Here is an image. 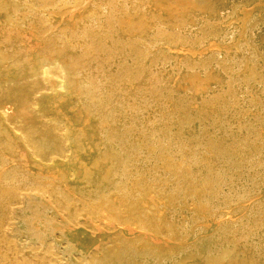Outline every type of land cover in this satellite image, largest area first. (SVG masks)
Instances as JSON below:
<instances>
[{"label": "rangeland", "instance_id": "374dc122", "mask_svg": "<svg viewBox=\"0 0 264 264\" xmlns=\"http://www.w3.org/2000/svg\"><path fill=\"white\" fill-rule=\"evenodd\" d=\"M76 1L0 0V263L264 264V0Z\"/></svg>", "mask_w": 264, "mask_h": 264}, {"label": "bare ground", "instance_id": "6f19581e", "mask_svg": "<svg viewBox=\"0 0 264 264\" xmlns=\"http://www.w3.org/2000/svg\"><path fill=\"white\" fill-rule=\"evenodd\" d=\"M4 1H6V0H4ZM69 1H70V0H69ZM75 1H76V0H75ZM126 1H127V0H126ZM133 1H134V0H133ZM220 1H221V0H220ZM234 1H235V0H234ZM237 1H238V0H237ZM1 2H2V1H1ZM76 2H77V1H76ZM76 2H75V3H76ZM117 2H118V1H117ZM145 2H146V1H145ZM150 2H152V0H150ZM222 2H223V0H222ZM111 3H112V2H111ZM153 3L155 4V2H153ZM2 4H3V3H2ZM109 4H110V3H109ZM130 4H131V3H130ZM134 4H135V2H134ZM143 4H144V3H143ZM146 4H147V3H146ZM150 4H151V3H150ZM212 4H213V3H212ZM221 4H222V3H221ZM232 4H234V3H232ZM144 5H145V4H144ZM156 5H157V4H156ZM216 5L219 6V4H216ZM222 5H223V4H222ZM222 5H221V6H222ZM227 5H228V4H227ZM1 6H2V5H1ZM1 6H0V7H1ZM5 6H6V5H5ZM57 6H58V5H57ZM123 6H125V5H123ZM123 6H122V7H123ZM129 6H130V5H129ZM139 6H140V5H139ZM186 6H187V5H186ZM218 6H216V7H218ZM233 6H234V5H233ZM117 7H118V6H117ZM126 7H127V6H126ZM132 7H133V3H132ZM145 7H146V6H145ZM154 7H155V6H154ZM219 7H220V6H219ZM224 7H225V6H224ZM226 7H227V6H226ZM55 8H56V6H55ZM119 8H120V7H119ZM119 8H118V9H119ZM141 8H142V6H141ZM228 8H230V7H228ZM110 9H111V8H110ZM114 9H115V8H114ZM122 9H123V8H122ZM133 9H134V8H133ZM133 9H132V10H133ZM180 9H181V8H180ZM218 9H219V8H218ZM231 9H232V8H231ZM231 9H230V10H231ZM120 10H121V9H120ZM120 10H118V11H120ZM124 10H125V9H124ZM134 10H135V9H134ZM174 10H175V9H174ZM109 11H110V10H109ZM121 11H122V10H121ZM127 11H128V10H127ZM127 11H126V12H127ZM139 11H140V10H139ZM139 11H138V12H139ZM193 11H194V10H193ZM217 11H218V10H217ZM217 11H216V12H217ZM102 12H103V11H102ZM111 12H112V11H111ZM111 12H110V13H111ZM124 12H125V11H122V13H124ZM138 12H137V13H138ZM140 12H141V11H140ZM143 12H144V11H143ZM115 13H116V12H115ZM119 13H120V12H119ZM132 13H133V12H132ZM132 13H131V14H132ZM189 13H190V12H189ZM219 13H220V12H219ZM102 14H103V13H102ZM111 14H112V13H111ZM117 14H118V13H117ZM125 14H126V13H125ZM134 14H135V13H134ZM138 14H139V13H138ZM138 14H137L136 16H138ZM140 14H141V13H140ZM191 14H193V13H191ZM213 14H214V13H213ZM221 14H223V13H221ZM103 15H105V14H103ZM115 15H116V14H115ZM126 15H127V14H126ZM132 15H133V14H132ZM132 15H131V16H132ZM198 15H199V13H198ZM91 16H92V15H91ZM91 16H90L89 19H92ZM101 16H102V15H101ZM108 16H109V15H108ZM128 16H130V15H128ZM136 16H135V17H136ZM186 16H187V15H186ZM212 16H213V15H212ZM214 16H215V15H214ZM116 17H117V16H116ZM119 17H120V16H118V18H119ZM133 17H134V16H133ZM141 17H142V16H141ZM150 17H151V15H150ZM195 17H196V16H195ZM226 17H227V16H226ZM111 18H112V17H111ZM123 18H124V17H123ZM147 18H149V17H147ZM191 18H192V17H191ZM98 19H100V18H98ZM98 19H96V20H98ZM126 19H127V18H126ZM134 19H135V18H134ZM134 19H133V20H134ZM221 19H222V18H221ZM93 20H94V18H93ZM111 20H112V19H111ZM113 20H114V19H113ZM138 20H139V19H138ZM186 20H187V19H186ZM193 20H194V19H193ZM199 20H200V19H199ZM215 20H216V19H215ZM217 20H218V19H217ZM48 21H49V20H48ZM89 21H90V20H88V23H89ZM98 21H99V20H98ZM126 21H130V20H126ZM136 21H137V20H136ZM142 21H143V19H142ZM219 21H220V20H219ZM92 22H93V21H92ZM94 22H95V21H94ZM100 22H101V21H100ZM124 22H125V21H124ZM132 22H133V21H132ZM189 22H190V21H189ZM194 22H195V21H194ZM213 22H214V20H213ZM216 22H217V21H216ZM135 23H136V22H135ZM144 23H145V22H144ZM155 23H156V22H155ZM186 23H187V22H186ZM196 23H197V22H196ZM200 23H201V21H200ZM200 23H199V24H200ZM18 24H19V23H18ZM113 24H114V21H113ZM126 24H127V23H126ZM128 24H130V23H128ZM128 24H127V25H128ZM148 24H149V23H148ZM184 24H185V23H184ZM209 24H210V23H209ZM20 25H21V24H20ZM20 25H19V26H20ZM95 25H96V24H95ZM97 25H98V23H97ZM189 25H190V24H188V26H189ZM197 25H198V24H197ZM90 26H91V23H90ZM111 27H112V26H111ZM179 27H181V26H179ZM185 27H187V26H185ZM190 27H191V26H190ZM200 27H201V26H200ZM207 27H209V26H207ZM82 28H83V27H82ZM87 28H88V27H87ZM95 28H96V26H95ZM117 28H118V27H117ZM121 28H122V27H121ZM152 28H153V27H152ZM211 28H212V27H211ZM93 29H94V28H93ZM185 29H188V28H185ZM209 29H210V28H209ZM209 29H208V30H209ZM86 30H87V29H86ZM122 30H123V29H122ZM126 30H127V28H126ZM145 30H146V29H145ZM44 31H45V30H44ZM78 31H79L80 34H81L82 31H80V30H78ZM181 31H182V29H181ZM86 32H88V31H86ZM112 32H113V31H112ZM177 32H178V31H177ZM185 32H186V31H185ZM185 32H184V33H185ZM190 32H191V31H190ZM192 32H193V31H192ZM198 32H199V31H198ZM207 32H209V31H207ZM207 32H206V33H207ZM77 33H78V32H77ZM97 33H99V32H97ZM105 33H106V32H105ZM123 33H124V32H123ZM203 33H204V32H203ZM72 34H73V33H72ZM152 34H154V33H152ZM179 34H181V33H179ZM210 34H211V33H210ZM58 35H59V34H58ZM81 35H82V34H81ZM122 35H123V34H122ZM192 35H193V34H192ZM196 35H197V34H196ZM200 35H201V34H200ZM59 36H60V35H59ZM63 36H64V35H63ZM68 36H69V35H68ZM83 36L85 37V35H83ZM91 36H92V35H91ZM111 36H112V35H111ZM145 36H146V35H145ZM201 36H202V35H201ZM211 36H212V35H211ZM57 37H58V36H57ZM70 37H71V35H70ZM89 37H90V36H89ZM109 37H110V36H109ZM135 37H136V36H135ZM140 37H141V36H140ZM143 37H144V36H143ZM143 37H142V38H143ZM148 37L150 38L151 36H148ZM153 37H154V36H153ZM184 37H186V36H184ZM195 37H196V36H195ZM209 37H210V36H209ZM55 38H56V36H55ZM63 38H64V37H63ZM66 38H67V37H66ZM85 38H86V37H85ZM188 38H190V37H188ZM204 38H205V37H204ZM212 38H213V37H212ZM231 38H232V37H231ZM70 39H71V38H70ZM81 39H82V38H81ZM92 39H93V38H92ZM150 39H151V38H150ZM192 39H193V38H192ZM198 39H199V38H198ZM54 40H56V39H54ZM60 40H61V39H60ZM65 40H66V39H65ZM113 40H114V38H113ZM117 40H118V39H117ZM135 40H136V38H135ZM142 40H143V39H142ZM159 40H160V39H159ZM199 40H200V39H199ZM207 40H208V39H207ZM213 40H214V39H213ZM56 41H57V40H56ZM62 41H63V40H62ZM62 41H61V42H62ZM68 41H69V40H68ZM118 41H119V40H118ZM46 42H47V41H46ZM48 42H49V40H48ZM59 42H60V41H59ZM69 42H70V41H69ZM82 42H83V40H82ZM106 42H107V41H106ZM108 42H109V41H108ZM146 42H147V41H146ZM66 43H67V42H66ZM66 43H64V44H66ZM73 43H74V42H73ZM149 43H150V42H149ZM202 43H203V42H202ZM50 44H51V43H50ZM60 44H61V43H60ZM64 44H63V46H64ZM83 44H84V43H83ZM110 44H111V43H110ZM77 45H79V43H78ZM80 45H81V43H80ZM80 45H79V46H80ZM85 45H87V44H85ZM105 45H106V44H105ZM108 45H109V43H108ZM133 45H134V44H133ZM147 45H148V43H147ZM147 45H146V46H147ZM149 45H150V44H149ZM60 46H61V45H60ZM60 46H59V47H60ZM63 46H62V47H63ZM74 46H75V45H74ZM96 46H97V45H96ZM147 47H148V46H147ZM149 47H151V46H149ZM152 47H153V46H152ZM53 48H54V47H52V50H53ZM57 48H58V47H57ZM68 48H69V47H68ZM70 48H72V47H70ZM82 48H84V47H82ZM109 48L111 49V47H109ZM139 48H140V47H139ZM86 49H88V47L85 48L84 50H86ZM101 49H102V48H101ZM137 49H138V48H137ZM142 49H143V47H142ZM149 49H150V48H149ZM252 49H253V48H252ZM46 50H47V49H46ZM46 50H45V51H46ZM49 50H50V49H49ZM88 50H89V49H88ZM88 50H86V51H88ZM108 50H109V49H108ZM57 51H58V50H57ZM67 51H68V50H67ZM89 51H90V50H89ZM139 51H140V50H139ZM151 51H152V50H151ZM260 51H261V50H260ZM90 52H91V51H90ZM143 52H144V51H143ZM55 53H56V52H55ZM61 53H62V52H61ZM84 53H85V52H84ZM86 53H87V52H86ZM141 53H142V52H141ZM147 53H148V52H147ZM80 54H81V53H80ZM98 54H99V53H98ZM144 54H146V53H144ZM85 55H87V54H85ZM146 55H147V54H146ZM146 55H145V56H146ZM87 56H88V55H87ZM50 57H51V56H50ZM59 57H60V55H59ZM88 57H89V56H88ZM90 57H92V56L90 55ZM47 58H48V56H47ZM138 58H139V57H138ZM255 58H256V57H255ZM40 59H41V58H39L38 60H40ZM43 59H44V57H43ZM56 59H57V58H56ZM61 59H62V58H61ZM51 60H52V58H51ZM53 60H54V59H53ZM59 60H60V59H59ZM55 61H56V60H55ZM209 61H210V60H209ZM50 62H51V61H50ZM66 62H67V60H66ZM144 62H145V61H144ZM164 62H165V61H164ZM164 62H163V63H164ZM46 64L48 65V62H47ZM54 64H55V63H53V65H54ZM56 64H57V63H56ZM74 65H75V64H74ZM40 66H41L40 68H41V70H42L43 65H41V63H40ZM50 66H51V64H50ZM68 66H69V63H68ZM71 66H72V65H71ZM77 66H78V65H77ZM53 67H54V66H53ZM60 67H61V66H60ZM60 67H59V68H60ZM65 67H66V66H65ZM65 67H64V68H65ZM37 68H38V67H37ZM45 68H46V67H45ZM51 68H52V67H51ZM46 69H47V68H46ZM128 70H129V69H128ZM250 70H251V69H250ZM61 71H62V70H61ZM79 71H80V70H79ZM130 71H131V70H130ZM39 72H40V71H39ZM67 73H68V72H67ZM130 73H131V72H130ZM130 73H129V74H130ZM129 74H128V75H129ZM40 75H41V74H40ZM62 75H63V73H62ZM42 76H43V75H42ZM44 76H45V75H44ZM62 79H63V78H62ZM64 79H65V78H64ZM248 79H249V78H248ZM57 80H58V79H57ZM57 80H56V81H57ZM127 80H128V79H127ZM59 82H60V81H59ZM57 83H58V82H57ZM71 84H72V82H70V85H71ZM65 85H66V84H65ZM162 86H163V85H162ZM55 87H56V86H55ZM59 89H60V88H59ZM64 90H66V88H65ZM20 91H21V90H20ZM56 91H57V90H56ZM8 92H9V91H8ZM69 92H70V91H69ZM69 92H68V93H69ZM64 94H65V93H64ZM56 97H58V96L56 95ZM63 97H64V95H63ZM20 99H21V98H20ZM20 99H18V100H20ZM56 99H57V98H56ZM58 99H59V98H58ZM61 99H63V98H61ZM17 104L19 105L20 103H17ZM0 107H1V106H0ZM20 107H21V106H20ZM10 111H11V110H10ZM18 111H19V109H18ZM8 113H9V112H8ZM1 115H2V114H1ZM3 116H4V115H3ZM81 117H82V113L79 112V113L77 114V116H75V120H74V121H75V122L79 121V120L81 119ZM37 119H38V118H37ZM10 121H11V120H10ZM64 128H65V127H64ZM66 128H67V125H66ZM70 128H72V126H70ZM66 131H67V130H66ZM68 131H69V130H68ZM68 131H67V133H68ZM12 132H13V131H12ZM70 132H72V131H70ZM63 133H64V132H63ZM65 133H66V132H65ZM74 133H75V132H74ZM75 135H76V134H75ZM75 135H74V136H75ZM66 136H67V135H66ZM69 136H70V135H69ZM69 136H68V138H69ZM30 137H32V136H30ZM71 137H72V135H71ZM74 138H75V137H74ZM76 138H77V137H76ZM23 139H24V138H23ZM64 139H65V138H64ZM72 139H73V138H72ZM72 139H70V140H72ZM77 139H78V138H77ZM30 140H31V139H30ZM68 140H69V139H68ZM23 141H24V140H23ZM75 141H76L75 143H78L77 140H75ZM50 144H51V143H50ZM52 144H53V143H52ZM213 146H214V145H213ZM49 147H50V146H49ZM54 147H56V146H54ZM54 147H53V148H54ZM56 149H57V147H56ZM56 149H55V150H56ZM55 150H54V151H55ZM28 151H29V150H28ZM43 151H44V150H43ZM43 151H42V153H43ZM54 151H53V152H54ZM155 151H156V150H155ZM55 152H56V151H55ZM163 157H164V156H163ZM59 160H60V159H59ZM63 161H64V160H63ZM42 163H44V162H42ZM48 164H49V163H48ZM16 173H17V172H16ZM3 175H4V174H3ZM8 176H9V175H8ZM17 176H18V175H17ZM19 176H20V175H19ZM4 177H5V176H4ZM0 178H1V177H0ZM7 178H8V177H7ZM7 178H6V179H7ZM15 178H16V176H15ZM19 178H20V177H19ZM2 179H3V178H2ZM4 179H5V178H4ZM12 179H13V178H12ZM17 179H18V178H17ZM71 179H72V177H71ZM8 180H9V179H8ZM24 180H25V179H24ZM53 180H55V179H53ZM141 180H142V179H141ZM2 181H3V180H2ZM9 181H10V180H9ZM9 181H8V182H9ZM13 181H14V179H13ZM22 181H23V180H22ZM49 181H50V180H49ZM5 182H7V181H5ZM20 182H21V181H20ZM40 182H41V181H40ZM43 182H44V181H43ZM47 182H48V181H47ZM56 182H57V180H56ZM135 182H136V181H135ZM137 182H139V181L137 180ZM154 182H155V180H154ZM18 183H19V182H18ZM41 183H42V182H41ZM54 183H55V182H54ZM140 183H142V181H141ZM148 183H149V182H148ZM20 184H21V183H20ZM34 184H35V183H34ZM39 184H40V183H39ZM50 184H52V183L50 182ZM50 184H49V185H50ZM138 184H139V183H138ZM143 184H144V187H146V186H145L146 182H145V183L143 182ZM154 184H155V183H154ZM1 185H2V184H1ZM4 185H5V184H4ZM13 185H14V184H13ZM30 185H31V183H30ZM32 185H33V184H32ZM49 185H47V186H49ZM54 185H55V184H54ZM134 185H136V184H134ZM140 185H141V184H140ZM148 185H149V184H148ZM151 185H153V184H151ZM151 185H150V186H151ZM6 186H7V184H6ZM11 186H12V185H11ZM17 186H18V185H17ZM55 186H56V185H55ZM117 186H118V185H117ZM122 186H123V185H122ZM136 186H137V185H136ZM157 186H158V185H157ZM157 186H156V187H157ZM15 187H16V186H15ZM33 187H34V186H33ZM33 187H32V188H33ZM39 187H40V185H39ZM39 187H38V188H39ZM57 187H59V185H57ZM57 187H56V188H57ZM147 187H149V186H147ZM153 187H154V186H153ZM160 187H161V186H160ZM40 188H43V187H40ZM47 188H48V187H47ZM50 188H51V186H50ZM54 188H55V187H54ZM22 189H23V188H22ZM24 189H27V188H24ZM29 189H30V188H29ZM45 189H46V188H45ZM45 189H43V190H45ZM57 189H58V188H57ZM122 189L124 190V188H122ZM122 189H121V190H122ZM135 189H136V188H135ZM144 189H145V188H144ZM149 189H150V188H149ZM153 189H155V187H154ZM157 189H158V188H157ZM164 189H165V188H164ZM10 190H11V189H10ZM14 190H15V189H14ZM16 190H18V189L16 188ZM30 190H31V189H30ZM30 190H29V191H30ZM37 190H38V189H37ZM39 190H41V189H39ZM48 190H50V189H48ZM140 190H141V189H140ZM140 190H138V192H139ZM155 190H156V189H155ZM4 191H5V190H4ZM25 191H26V190H25ZM32 191H34V189H32ZM32 191H30V192H32ZM45 191H46V190H45ZM118 191H119V190H118ZM118 191H115V192H117L116 194H118ZM141 191H145V190H141ZM148 191H150V190H148ZM163 191H164V190H163ZM163 191H162V192H163ZM14 192H15V191H14ZM18 192H19V191H18ZM21 192H22V191H21ZM38 192H39V191H38ZM40 192H41V191H40ZM43 192H44V191H43ZM52 192H53V191H52ZM54 192H55V191H54ZM61 192H62V191H61ZM119 192H120V191H119ZM123 192H124V191H123ZM129 192H130V191H129ZM151 192H153V191H151ZM157 192H159V190H157ZM162 192H160V193H162ZM46 193H47V192H46ZM50 193H51V192H50ZM56 193H57V192H56ZM111 193H113V192H111ZM125 193H126V191H125ZM135 193H136V192H135ZM139 193H140V192H139ZM143 193H144V192H142V194H143ZM149 193H150V192H149ZM7 194H8V191H7ZM9 194H10V193H9ZM9 194H8V195H9ZM23 194H24V191H23ZM48 194H49V192H48ZM52 194H53V193H52ZM57 194H58V193H57ZM57 194H55V196H56ZM113 194H114V193H113ZM116 194H114V196H116ZM120 194H121V193H120ZM122 194H123V193H122ZM128 194H129V193H128ZM158 194H159V193H158ZM162 194H163V193H162ZM162 194H160V195H162ZM10 195H11V194H10ZM13 195H14V193H13ZM15 195H16V194H15ZM37 195H38V194H37ZM42 195H43V194H42ZM44 195H47V194H44ZM44 195H43V198H44ZM53 195H54V194H53ZM101 195H102V194H101ZM108 195H109V193H108ZM108 195H107V196H108ZM125 195H126V194H125ZM135 195H136V194H135ZM155 195H156V194H155ZM11 196H12V195H11ZM17 196H18V195H17ZM21 196H23V195L21 194ZM24 196H25V195H24ZM50 196H51V194H50ZM55 196H53V197H55ZM57 196H58V195H57ZM59 196H60V195H59ZM129 196H130V195H129ZM136 196H137V195H136ZM145 196H146V193H145ZM145 196H144V197H145ZM163 196H164V195H163ZM165 196H166V195H165ZM8 197L10 198V196H8ZM45 197H46V196H45ZM48 197H49V196H48ZM102 197H104V196H102ZM110 197H111V196H110ZM110 197H109V198H110ZM116 197H117V196H116ZM121 197H122V196H121ZM154 197H155V196H154ZM156 197H157V196H156ZM156 197H155V198H156ZM166 197H167V196H166ZM37 198H38V197H37ZM49 198H51V197H49ZM132 198H134V197H132ZM135 198H136V197H135ZM141 198H142V197H141ZM152 198H153V197H152ZM152 198H150V199H152ZM183 198H184V197H183ZM6 199H7V198H6ZM13 199H14V198H13ZM54 199H55V198H54ZM56 199H57V198H56ZM123 199H125V198H123ZM126 199H127V198H126ZM137 199H139V198H137ZM158 199H160V198H158ZM27 200H28V199H27ZM44 200H45V199H44ZM49 200H50V199H49ZM51 200H52V198H51ZM61 200H62V199H61ZM103 200H104V199H103ZM106 200H107V199H106ZM117 200H118V199H117ZM121 200H122V199H121ZM127 200H128V199H127ZM127 200H126V201H127ZM139 200H141V199H139ZM139 200H138V201H139ZM144 200H145V199H144ZM7 201H8V200H7ZM9 201H10V199H9ZM14 201H16V199H15ZM25 201H26V200H25ZM36 201H37V200H36ZM41 201H42V200H41ZM53 201H54V200H53ZM53 201H52V203H53ZM62 201H64V200H62ZM62 201H61V204H62ZM89 201H90V200H89ZM99 201H100V200H99ZM108 201H109V200H108ZM131 201H132V200H131ZM138 201H137V202H138ZM149 201H150V200H149ZM151 201H153V199H152ZM161 201H162V200H161ZM163 201H164V200H163ZM165 201H167V200H165ZM2 202H5V201H2ZM16 202H17V201H16ZM18 202H19V201H18ZM18 202H17V204H18ZM29 202H30V201H29ZM31 202H32V201H31ZM38 202H39V201H38ZM38 202H37V203H38ZM59 202H60V201H59ZM65 202L69 203L68 201H65ZM65 202H63V204H65ZM70 202H71V201H70ZM120 202H122V201H120ZM137 202H136V203H137ZM139 202H140V201H139ZM142 202H143V201H142ZM142 202H141V203H142ZM12 203H13V202H12ZM14 203H15V202H14ZM19 203H20V202H19ZM37 203H36V204H37ZM44 203H45V202H44ZM48 203H49V202H48ZM94 203H95V202H94ZM98 203H99V202H98ZM107 203H108V202H106V204H107ZM113 203H114V202H113ZM134 203H135V202H134ZM134 203H133V204H134ZM136 203H135V204H136ZM145 203H146V202H145ZM160 203H161V202H160ZM6 204H7V203H6ZM9 204H10V202H9ZM33 204H34V202H33ZM42 204H43V203H42ZM49 204H50V203H49ZM53 204H54V203H53ZM53 204L51 205L52 207H53ZM55 204H56V203H55ZM91 204H92V203H91ZM117 204H118V202H117ZM119 204H121V203H119ZM119 204H118V206L121 207V205H119ZM125 204H126V203H125ZM129 204H130V203H128V205H129ZM133 204H132V205H133ZM139 204H140V203H139ZM13 205H14V204H13ZM19 205H20V204H19ZM24 205H25V203H24ZM56 205H57V204H56ZM68 205H69V204H68ZM74 205H75V204H74ZM100 205L103 206L102 204H100ZM110 205L113 206V204H110ZM114 205H115V204H114ZM123 205H124V204H123ZM123 205H122V206H123ZM164 205H165V203H164ZM164 205H163V206H164ZM0 206H2V205L0 204ZM5 206H6V205H5ZM9 206H10V205H9ZM11 206H12V205H11ZM35 206H36V205H35ZM40 206H41V205H40ZM46 206H47V205H46ZM69 206H70V205H69ZM76 206H77V205H76ZM97 206H98V205H97ZM118 206H117V207H118ZM133 206H134L135 209H136V206H135V205H133ZM138 206H139V205H138ZM140 206H142V205H140ZM144 206L146 207V205H144ZM155 206H156V205H155ZM2 207H3V206H2ZM12 207H13V206H12ZM14 207H15V206H14ZM48 207H49V206H48ZM63 207H65V206H63ZM77 207H78V206H77ZM77 207H76V208L74 207V209L77 210ZM85 207H86V206H85ZM37 208H39V207L37 206ZM79 208H80V207H79ZM82 208H83V207H82ZM88 208H89V207H88ZM88 208H87V209H88ZM94 208H96V207H94ZM100 208H101V207H100ZM100 208H99V209H100ZM105 208H106V206H105ZM108 208H109V207H108ZM114 208H115V207H113L112 209H114ZM118 208H119V207H118ZM121 208H122V207H121ZM124 208H125V207H124ZM141 208H142V207H141ZM161 208H162V210H163L164 207L161 206ZM11 209H12V208H11ZM40 209H41V208H40ZM54 209H56V208H54ZM54 209H53V210H54ZM57 209H59V208H57ZM65 209H66V207H65ZM67 209H68V207H67ZM69 209H70V208H69ZM69 209H68V210H69ZM84 209H85V208H84ZM92 209H93V208H92ZM92 209H91V210H92ZM97 209H98V208H97ZM99 209H98L97 211H99ZM102 209H103V208H102ZM102 209H101V210H102ZM110 209H111V207H110ZM119 209H120V208H119ZM119 209H118V210H119ZM128 209H130V205H129V208H128ZM132 209H133V208H132ZM12 210H13V209H12ZM63 210H64V209H63ZM75 210H74V212L77 213ZM81 210H82V209H81ZM101 210H100V212H101ZM104 210H105V209H104ZM114 210H115V209H114ZM120 210H121V209H120ZM122 210H123V209H122ZM149 210H150V213H151V210H152V209H149ZM6 211H7V208H6ZM8 211H10V210H8ZM36 211H37V210H36ZM45 211H46V210H45ZM47 211L49 212V210H47ZM56 211H58V213H60V214L62 215V213H61L62 210H61V211H60V210H56ZM59 211H60V212H59ZM79 211H80V210H79ZM82 211H83V214H84L85 210H82ZM86 211H87V210H86ZM88 211H89V209H88ZM93 211H94V210H93ZM95 211H96V210H95ZM111 211H113V210H111ZM111 211H110V212H111ZM116 211H117V208H116ZM126 211H128V212L130 211V212H131V210H126ZM126 211H125V212H126ZM133 211H134V209L132 210L131 213H133ZM143 211H144V210H143ZM143 211H142V212H143ZM157 211H158V209H157ZM17 212H18V211H17ZM39 212H40V211H39ZM42 212L44 213V210H43ZM66 212H67V211L65 210L64 213H66ZM80 212H81V211H80ZM105 212H107V211L105 210ZM110 212H109V214H110ZM114 212H115V211H114ZM123 212H124V210H123ZM125 212H124V213H125ZM135 212H136V211H135ZM142 212H141V213H142ZM152 212H153V210H152ZM155 212H156V211H155ZM155 212H153V213H155ZM2 213H3V212H2ZM6 213H7V212H6ZM43 213H42V214H43ZM49 213H50V212H49ZM95 213H96V212H95ZM111 213H112V212H111ZM121 213H122V212H121ZM131 213H130V214H131ZM145 213H148L147 210H146V212H144V214H145ZM158 213H159V212H158ZM158 213H157V214H158ZM0 214H1V213H0ZM4 214H5V213H4ZM8 214H9V213H8ZM14 214H15V213H14ZM35 214H36V212H35ZM56 214H57V213H56ZM68 214H70L69 211H68ZM73 214H74V213H73ZM85 214H86V213H85ZM87 214H88V213H87ZM90 214H91V213H90ZM97 214H98V213H97ZM107 214H108V213H105V215H107ZM109 214H108V215H109ZM113 214L116 215V212L113 213ZM151 214H152V213H151ZM151 214H150V216H151ZM159 214H160V213H159ZM5 215H6V214H5ZM12 215H13V214H12ZM50 215H51V214H50ZM65 215H66V214H65ZM75 215H76V214H75ZM78 215H79V212H78ZM92 215H93V214H92ZM122 215H124V214H122ZM122 215H121V216H122ZM155 215H156V214H154V216H155ZM160 215H161V214H160ZM1 216H2V215H1ZM39 216H40V215H39ZM46 216H48V214H47ZM73 216H74V215H73ZM73 216L70 217V215H69L70 218H74V220H76V219H75L76 217H75V216L73 217ZM76 216H77V215H76ZM95 216H96V215H95ZM116 216H117V215H116ZM142 216H143V214H142ZM142 216H141V217H142ZM146 216H147V215H146ZM4 217H5V216H4ZM4 217H3V218H4ZM30 217H32V216H30ZM30 217H29V218H30ZM33 217H35V216H33ZM36 217H37V216H36ZM54 217H57V216H54ZM59 217H61V216H59ZM77 217H78V216H77ZM122 217H124V216H122ZM137 217H138V215H137ZM141 217H140V218H141ZM143 217H144V216H143ZM159 217H160V216H159ZM162 217H164V216L162 215ZM49 218H50V216H49ZM51 218H52V217H51ZM64 218H65V216H64ZM66 218H67V216H66ZM120 218H121V217H120ZM124 218H125V220H126L127 216H125ZM129 218H130V217H128V221L130 220ZM140 218H139L138 220H141ZM144 218H145V221H146V217H144ZM160 218H161V217H160ZM7 219H8V218H7ZM12 219H13V218H12ZM16 219H17V218H16ZM22 219H23V218H22ZM61 219H63V218H61ZM99 219H100V218H99ZM107 219H108V217H107ZM142 219H143V218H142ZM150 219H151V218H150ZM163 219H164V218H163ZM163 219H162V221H163ZM5 220H6V219H5ZM14 220H15V219H14ZM26 220H28V218H27ZM26 220H25V221H26ZM36 220H37V219H36ZM53 220H54V219H52V222H53ZM58 220L60 221V219H58ZM63 220H65V219H63ZM69 220H70V219H69ZM72 220H73V219H72ZM72 220H70V221H72ZM108 220H110V219H108ZM117 220H118V219H117ZM121 220H122V219H121ZM134 220H136V218H134ZM134 220H133V221H134ZM151 220H152V219H151ZM10 221L12 222V220H10ZM16 221H17V220H16ZM39 221H40V220H39ZM41 221H42V220H41ZM45 221H47V220H45ZM70 221H69V223H70ZM100 221H101V220H100ZM118 221H119V220H118ZM142 221H143V220H142ZM142 221H140V222H142ZM153 221H154V220H153ZM153 221H152V222H153ZM159 221H160V220H159ZM162 221H161V222H162ZM2 222H3V221H2ZM5 222H6V221H5ZM5 222H4V223H5ZM31 222H34V220L31 221ZM64 222H65V221H64ZM93 222H94V221H93ZM102 222H103V220H102ZM102 222H101V223H102ZM124 222H125V221H124ZM129 222H130V221H129ZM131 222H132V221H131ZM137 222H138V221H137ZM6 223H7V222H6ZM13 223H14V222H13ZM35 223H36V222H35ZM53 223H54V222H53ZM67 223H68V218H67ZM69 223H68V226H69ZM73 223H74V222H73ZM103 223H106V222H103ZM138 223H139V222H138ZM138 223H137V225H139ZM146 223H147V222H146ZM153 223H154V222H153ZM156 223H158V222H156ZM39 224H40V223H39ZM44 224H45V223H44ZM44 224H42V225H44ZM96 224H97V223H96ZM98 224H99V223H98ZM117 224H118V223H117ZM117 224H116V225H117ZM122 224H123V223H122ZM130 224H133V223H130ZM134 224H136V223H134ZM142 224H143V223H142ZM144 224H145V223H144ZM147 224H148V223H147ZM147 224H146V225H147ZM150 224H151V223H150ZM0 225H2V224H1V221H0ZM31 225H32V224H31ZM40 225H41V224H40ZM47 225H48V224H46V226H47ZM49 225H51V224H49ZM49 225H48V226H49ZM56 225H57V224H56ZM62 225H63V224H61V226H62ZM65 225H66V224H65ZM102 225H103V224H102ZM125 225H126V224H125ZM137 225H136V226H137ZM4 226H5V225H4ZM21 226H22V225H21ZM36 226H38V225H36ZM58 226H59V229H60V225H58ZM58 226H57V227H58ZM139 226H140V225H139ZM156 226L159 227L158 224H157ZM9 227H10V226H9ZM41 227H44V226H41ZM53 227H54V226H53ZM104 227H107V226H104ZM132 227H133V225H132ZM134 227H135V226H134ZM137 227H138V226H137ZM141 227H142V226H141ZM162 227H163V226H162ZM31 228H32V227H31ZM33 228H34V227H33ZM47 228H48V227H47ZM55 228H56V227H55ZM135 228H136V227H135ZM139 228H140V227H139ZM155 228H157V227H155ZM163 228H164V227H163ZM168 228H169V224H168L167 229H168ZM170 228H171V227H170ZM0 229H1V228H0ZM57 229H58V228H57ZM57 229H56V230H57ZM59 229H58V230H59ZM144 229H145V228H144ZM148 229H149V227H148ZM151 229H152V228H151ZM161 229H162V228H161ZM161 229H160V230H161ZM165 229H166V227H165ZM26 230H27V229H26ZM33 230H34V229H33ZM40 230H41V229H40ZM46 230H47V229L45 228V231H46ZM48 230H49V229H48ZM50 230H52V228H51ZM107 230H108V229H107ZM156 230H157V229H155V232H156ZM20 231H21V230H20ZM27 231H28V230H27ZM37 231L39 232V230H37ZM60 231H61V229H60ZM60 231H59V232H60ZM110 231H111V230H110ZM110 231H109V232H110ZM148 231H149V230H148ZM153 231H154V230H153ZM157 231H158V230H157ZM28 232H29V231H28ZM30 232H31V231H30ZM33 232H34V231H33ZM42 232H43V231H42ZM54 232H56V231H54ZM167 232H168V231H167ZM39 233H40V232H39ZM39 233H38V234H39ZM43 233H44V232H43ZM50 233H53V232H50ZM62 233H63V232H62ZM158 233H159V232H158ZM3 234H4V233L2 232V235H3ZM60 234H61V233H60ZM155 234H156V233H155ZM0 235H1V234H0ZM22 235H23V234H22ZM31 235H32V234H31ZM53 235L55 236V234H53ZM53 235H52V238H53ZM56 235H57V234H56ZM61 235H62V234H61ZM170 235H171V234H170ZM25 236H26V235H25ZM25 236H24V237H25ZM119 236H121V235H119ZM2 237H4V236H2ZM34 237H35V235H34ZM34 237H33V238H34ZM36 237H37V236H36ZM39 237H40V235H39ZM42 237H43V236H42ZM60 237L62 238V236H60ZM55 238H56V237H55ZM63 238H65V234H64V237H63ZM119 238H121V237H119ZM165 238H166V237H165ZM6 239H8V238H6ZM25 239H26V238H25ZM29 239H30V238H29ZM56 239H57V238H56ZM0 240H1V239H0ZM8 240L10 241L11 239H8ZM47 240H48V239H47ZM50 240L52 241V239H50ZM53 240H55V239H53ZM58 240H59V239H58ZM62 240H63V239H62ZM66 240H67V238H66ZM116 240H117V239H116ZM122 240H123V242H124V237H123ZM2 241H3V240H2ZM4 241H5V240H4ZM9 241H6V242H9ZM25 241H26V240H25ZM35 241H36V240H35ZM37 241H38V240H37ZM127 241H128V240H127ZM27 242H28V241H27ZM40 242H41V241H40ZM114 242L117 243L116 241H114ZM118 242L120 243V242H122V241H119V239H118ZM128 242H129V241H128ZM9 243H10V242H9ZM23 243H24V242H23ZM48 243H49V242H48ZM66 243H67V242H66ZM119 243H117V244H119ZM67 244H68V243H67ZM69 244H70V243H69ZM69 244H68V246H69ZM122 244H123V243H122ZM133 244H134V243H133ZM136 244H137V243H136ZM136 244H135V245H136ZM10 245H11V244H10ZM64 245H65V244H64ZM70 245H71V244H70ZM105 245H106V244H105ZM105 245H104V246H105ZM110 245H111V243H110ZM36 246H37V245H36ZM66 246H67V245H66ZM1 247H2V246H1ZM1 247H0V249H1ZM101 247H103V245L100 246V248H101ZM105 247H106V246H105ZM108 247L111 248L110 246H108ZM113 247H114V245H113ZM116 247H117V245H116ZM135 247H136V246H135ZM135 247H134V248H135ZM138 247H139V246H138ZM14 248H15V247H14ZM28 248H29V247H28ZM106 248H107V247H106ZM118 248H119V247H118ZM120 248H121V247H120ZM141 248H142V247L140 246V249H141ZM2 249H3V248H2ZM46 249H47V248H46ZM104 249H105V248H104ZM104 249L100 250L99 253H101V251L103 252ZM135 249H136V248H135ZM106 250H107V249H106ZM110 250H111V249H110ZM113 250H114V248L112 249V251H113ZM120 250H121V249H120ZM141 250H144V249H141ZM153 250H154V249H153ZM155 250H157V249H155ZM158 250H159V249H158ZM1 251H2V250H1ZM7 251H8V250H7ZM7 251H5V252H7ZM45 251H46V250H45ZM72 251H73V250H72ZM112 251H111L110 253H112ZM114 251H116V250H114ZM114 251H113V252H114ZM13 252H14V251H13ZM46 252H47V251H46ZM104 252H105V251H104ZM107 252H108V251H107ZM137 252H138V251H137ZM142 252H143V251H142ZM158 252H159V251H158ZM94 253H95V252H94ZM114 253H115V252H114ZM120 253H121V252H120ZM139 253H140V252H139ZM143 253H144V252H143ZM145 253H146V252H145ZM145 253H144V254H145ZM153 253H154V252H153ZM190 253H191V252H190ZM190 253H189V254H190ZM226 253H227V252H225V254H226ZM1 254H2V253H1ZM15 254H16V253H15ZM19 254H20V253H19ZM52 254H53V253H52ZM96 254H97L96 256H98V253H96ZM104 254H105V253H104ZM106 254H107V253H106ZM178 254H180V253H178ZM221 254H222V253H221ZM3 255H5V254H3ZM10 255H12V254H10ZM55 255H56V254H55ZM101 255H102V253H101ZM153 255H154V254H153ZM165 255H166V254H165ZM176 255H177V254H176ZM215 255H216V254H215ZM1 256H2V255H1ZM13 256H15V255H13ZM96 256L93 255V258L96 257ZM99 256H100V254H99ZM102 256H103V255H102ZM145 256H146V255H145ZM145 256H144V257H145ZM208 256H209V254H208ZM208 256H207V257H208ZM212 256H213V255H212ZM219 256H220V255H219ZM4 257H5V256H4ZM7 257H8V256H7ZM100 257H101V256H100ZM129 257H130V256H129ZM129 257H128V258H129ZM140 257H141V256H140ZM142 257H143V256H142ZM158 257H159V256H158ZM178 257H179V256H178ZM186 257H187V256H186ZM186 257H184V259H185ZM189 257H190V256H189ZM192 257H193V256H192ZM207 257H206V258H207ZM213 257H214V256H213ZM216 257H217V256H216ZM1 258H2V257H1ZM9 258H10V257H9ZM57 258H58V257H57ZM98 258H99V257H98ZM98 258H95L96 261H97ZM214 258H215V257H214ZM4 259H5V258H4ZM4 259H2V260H4ZM10 259H11V258H10ZM95 259H94V261H95ZM126 259H127V258H126ZM141 259H142V258H140V260H141ZM159 259H160V258H159ZM189 259H190V258H189ZM212 259H213V258H212ZM219 259H220V257H219ZM40 260H41V259H40ZM88 260H89V259H88ZM128 260H129V259H128ZM136 260H137V259H136ZM182 260H183V259H182ZM190 260H191V259H190ZM217 260H218V259H217ZM10 261H11V260H10ZM98 261H99V260H98ZM98 261H97V262H98ZM109 261H110V260H109ZM112 261H113V260H112ZM144 261H145V260H144ZM180 261H181V260H180ZM187 261H188V260H186L185 262H187ZM191 261H192V260H191ZM220 261H221V260H220ZM7 262H8V261H7ZM91 262L93 263V261H91ZM117 262H118V261H117ZM135 262H136V261H135ZM140 262H141V261H140ZM176 262H177V261H176ZM176 262H175V263H176ZM182 262H183V261H182ZM92 263H91V264H92ZM178 263H179V262H178ZM219 263L223 264L222 261L219 262ZM0 264H1V263H0ZM134 264H135V263H134ZM145 264H146V263H145ZM179 264H180V263H179ZM183 264H185V263H183ZM204 264H207V263L205 262ZM208 264H209V263H208Z\"/></svg>", "mask_w": 264, "mask_h": 264}]
</instances>
